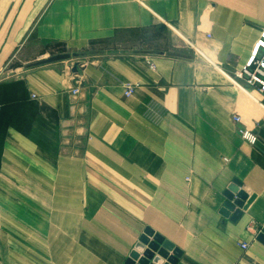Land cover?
<instances>
[{"label":"crops","instance_id":"crops-1","mask_svg":"<svg viewBox=\"0 0 264 264\" xmlns=\"http://www.w3.org/2000/svg\"><path fill=\"white\" fill-rule=\"evenodd\" d=\"M158 29L175 52L149 50ZM263 31L264 0H0V229L33 204L88 264H124L145 229L176 264H264V92L233 77ZM233 183L254 198L231 219Z\"/></svg>","mask_w":264,"mask_h":264},{"label":"rangeland","instance_id":"rangeland-1","mask_svg":"<svg viewBox=\"0 0 264 264\" xmlns=\"http://www.w3.org/2000/svg\"><path fill=\"white\" fill-rule=\"evenodd\" d=\"M158 32L156 41L147 44L149 50L175 52L173 45L177 44L172 37L160 29ZM28 209L27 221L31 226L0 229V264H88L89 252L85 245L67 243L66 240L52 242L56 240L57 228L36 226L41 223L49 225L51 213L35 211L33 204L28 205ZM62 232L60 229V237L66 235Z\"/></svg>","mask_w":264,"mask_h":264},{"label":"water","instance_id":"water-1","mask_svg":"<svg viewBox=\"0 0 264 264\" xmlns=\"http://www.w3.org/2000/svg\"><path fill=\"white\" fill-rule=\"evenodd\" d=\"M78 57L76 54H57L38 61L33 65L41 66ZM82 67L83 65L75 63L71 68V73L76 76L73 81L75 87L79 86L77 75ZM226 197L228 201L220 213L224 217H229L233 213L231 219H234L240 216V210L247 209L254 195L248 196L244 191L239 189L237 183H233L228 187ZM257 239L264 243V227L259 232ZM180 256L181 252L171 243L165 241L161 236L154 234L150 229H145L124 264H176Z\"/></svg>","mask_w":264,"mask_h":264},{"label":"built area","instance_id":"built-area-1","mask_svg":"<svg viewBox=\"0 0 264 264\" xmlns=\"http://www.w3.org/2000/svg\"><path fill=\"white\" fill-rule=\"evenodd\" d=\"M233 77L236 81L243 83L246 86L255 87L259 93L264 92V31L261 33L260 39L254 44L245 64L233 73ZM78 91L79 88L75 87L70 90V93L74 95L77 94ZM132 93L133 88L127 86L124 95L129 97ZM148 110L155 116H160V113L155 106L149 105ZM232 120L234 123L240 125L237 129L239 136L250 145H255L257 142V136L254 128L245 126L242 123L241 117L237 114L232 116ZM240 247L246 249L247 246L246 244H241Z\"/></svg>","mask_w":264,"mask_h":264},{"label":"bare ground","instance_id":"bare-ground-1","mask_svg":"<svg viewBox=\"0 0 264 264\" xmlns=\"http://www.w3.org/2000/svg\"><path fill=\"white\" fill-rule=\"evenodd\" d=\"M257 42V41H256ZM254 46V45H253Z\"/></svg>","mask_w":264,"mask_h":264}]
</instances>
